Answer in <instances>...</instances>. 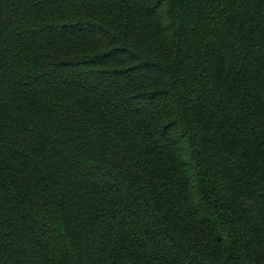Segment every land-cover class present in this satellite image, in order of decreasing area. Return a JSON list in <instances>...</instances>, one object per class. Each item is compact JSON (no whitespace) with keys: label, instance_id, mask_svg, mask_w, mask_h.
Returning <instances> with one entry per match:
<instances>
[{"label":"trees","instance_id":"trees-1","mask_svg":"<svg viewBox=\"0 0 264 264\" xmlns=\"http://www.w3.org/2000/svg\"><path fill=\"white\" fill-rule=\"evenodd\" d=\"M0 264H264V0H0Z\"/></svg>","mask_w":264,"mask_h":264}]
</instances>
